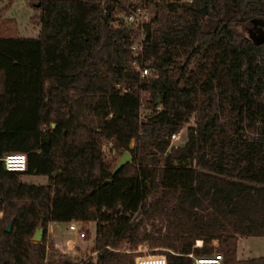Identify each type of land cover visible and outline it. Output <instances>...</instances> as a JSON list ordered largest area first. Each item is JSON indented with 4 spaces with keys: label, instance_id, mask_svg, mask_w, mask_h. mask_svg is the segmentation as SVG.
I'll return each mask as SVG.
<instances>
[{
    "label": "trees",
    "instance_id": "1",
    "mask_svg": "<svg viewBox=\"0 0 264 264\" xmlns=\"http://www.w3.org/2000/svg\"><path fill=\"white\" fill-rule=\"evenodd\" d=\"M151 1L164 18L142 26L135 56L122 0H29L37 36L0 35V159L26 158L21 173L0 160V264H78L46 258L47 225L71 221L94 224L95 264H134L138 246L171 251L167 264H264L235 255L238 237H264V39L236 28L264 21V0ZM143 203L152 233L131 221Z\"/></svg>",
    "mask_w": 264,
    "mask_h": 264
},
{
    "label": "rangeland",
    "instance_id": "2",
    "mask_svg": "<svg viewBox=\"0 0 264 264\" xmlns=\"http://www.w3.org/2000/svg\"><path fill=\"white\" fill-rule=\"evenodd\" d=\"M29 0H0V35L8 36L15 34L17 37L22 38H33L36 33V25L37 20L35 19L37 12H33L32 16V8L28 4ZM149 18L157 17L158 23H160L164 18V12L159 3L155 1H151L148 5ZM115 17L117 14L115 10L113 11ZM34 18V19H33ZM115 25V24H114ZM38 26V25H37ZM155 26V25H154ZM241 33H243L248 38H253L256 40L264 39V21L262 20H253L251 26L248 28H242L240 25L236 27ZM17 29V31H16ZM137 33L134 32L132 35L134 38L137 37ZM192 125V121H188L187 124L184 125L181 132H179L178 139L172 143L173 147H182L186 142V129L187 127ZM132 146V144H130ZM105 160H110L105 159ZM118 160V159H117ZM116 163V162H115ZM115 165V164H114ZM21 181L26 184H35V185H43L47 182L45 176H22ZM147 203H143L141 208L137 213H135L131 221L133 223L137 221H141V226L147 232H154L157 228L160 227V223L151 219H144L141 217L142 210L145 209ZM1 217V213H0ZM86 236L83 241H79L75 248V252L69 251L66 246H64V238L67 236L62 230H59L58 233H54V231L49 234V229L46 227L45 232V251L47 260L51 259H64L71 262L78 263L79 261L88 262L92 258V249L94 244V224L85 223ZM59 228H64V226L59 225ZM217 245V242H216ZM215 245V246H216ZM213 246V247H215ZM262 251L264 250V245L261 246ZM138 249H145L148 254L153 252H157L154 249H149L147 246H138L131 253L138 255L135 251ZM162 254L166 252L162 248L158 250Z\"/></svg>",
    "mask_w": 264,
    "mask_h": 264
},
{
    "label": "built area",
    "instance_id": "3",
    "mask_svg": "<svg viewBox=\"0 0 264 264\" xmlns=\"http://www.w3.org/2000/svg\"><path fill=\"white\" fill-rule=\"evenodd\" d=\"M169 2L180 1L184 4L191 3V0H166ZM123 3V10L117 14L115 24L122 25L132 30H138V35L136 38L131 36L130 39V47L129 50L131 51L132 55H137L141 50V44L143 41V34H142V26L149 22V12H148V5L147 0H122ZM139 79H145L149 76L150 72L149 69L145 66L141 67L138 66L135 68ZM118 88V87H116ZM125 92V90H121ZM138 110L140 115L142 116L143 112V104L139 101ZM189 121H192L193 124V115L190 117ZM182 130V129H181ZM181 130L179 132H181ZM179 132L170 135L169 142L170 146L172 143L178 139ZM111 143L107 140L101 141L100 152L104 159H109L112 157V153H110ZM3 165V169L9 172H17L21 173L25 171L26 168V158L23 154L15 153V154H6L0 159ZM85 223L71 221L66 223V231L67 233L73 236V240L75 241H83L86 236V229ZM201 243L199 241L195 242V246L199 247ZM211 246H215L216 242L211 241ZM66 248L69 251L74 250L73 245H66ZM106 249L110 250L108 247ZM158 251L159 249H154ZM166 252L171 253V251L163 249ZM113 251V250H111ZM138 256L134 259V264H167L166 258L163 254H148L145 249H138L135 251ZM188 257L192 260L191 264H221L222 258L219 254H213L211 256L206 257H192L188 255ZM96 262V253L92 252V258L86 261H79L78 264H95Z\"/></svg>",
    "mask_w": 264,
    "mask_h": 264
},
{
    "label": "crops",
    "instance_id": "4",
    "mask_svg": "<svg viewBox=\"0 0 264 264\" xmlns=\"http://www.w3.org/2000/svg\"><path fill=\"white\" fill-rule=\"evenodd\" d=\"M33 12H36L32 10V16ZM38 25V24H37ZM36 25V33L39 32V26ZM17 31V29H16ZM18 32V31H17ZM38 34V33H37ZM37 34L34 36L36 37ZM59 225L64 226V228H59ZM47 228L49 229V234H51L53 231L54 233H58L59 230H62L67 235H71L67 233L66 231V223H49L47 225ZM79 241L73 240V236L65 237L64 238V246L73 245L75 252V248L77 246V243ZM262 244L264 245V237H238L236 240V260L238 261H246L250 259H257V258H264V250L262 251Z\"/></svg>",
    "mask_w": 264,
    "mask_h": 264
},
{
    "label": "water",
    "instance_id": "5",
    "mask_svg": "<svg viewBox=\"0 0 264 264\" xmlns=\"http://www.w3.org/2000/svg\"><path fill=\"white\" fill-rule=\"evenodd\" d=\"M53 126L54 125H52V127ZM129 162H130V155L128 154V152H126V151L122 152L121 155L119 156L118 160L116 161L115 165L113 166L111 172H110V177H113L123 166H125ZM110 181H111V179L106 180L103 183V185L110 183ZM9 226H10V223H8L4 229L6 232L9 231ZM42 236H43L42 227L38 226L33 233L31 241L34 243H40Z\"/></svg>",
    "mask_w": 264,
    "mask_h": 264
}]
</instances>
